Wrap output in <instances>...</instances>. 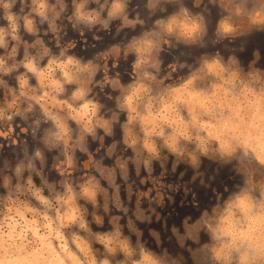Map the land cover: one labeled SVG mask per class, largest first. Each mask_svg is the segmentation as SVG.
Here are the masks:
<instances>
[{"label":"rangeland","instance_id":"obj_1","mask_svg":"<svg viewBox=\"0 0 264 264\" xmlns=\"http://www.w3.org/2000/svg\"><path fill=\"white\" fill-rule=\"evenodd\" d=\"M0 130V264H264V0H0Z\"/></svg>","mask_w":264,"mask_h":264},{"label":"flooded vegetation","instance_id":"obj_2","mask_svg":"<svg viewBox=\"0 0 264 264\" xmlns=\"http://www.w3.org/2000/svg\"><path fill=\"white\" fill-rule=\"evenodd\" d=\"M17 128H18V127L15 126V129H13V131H14L15 134H17V136H18V135H19V132L17 131ZM0 131H1V130H0ZM3 131H4V130H3ZM3 131H1V132L3 133ZM4 132L6 133V130H5ZM17 136H15V137L13 138L14 142H15V140L17 139ZM4 138H5V137H4ZM4 142H5V143L3 144V146H4V148H7L8 145H7L6 139L4 140ZM14 142H13V143H14ZM14 144H15V143H14ZM11 145H12V144H11ZM15 147L18 148L17 145H16Z\"/></svg>","mask_w":264,"mask_h":264},{"label":"clouds","instance_id":"obj_3","mask_svg":"<svg viewBox=\"0 0 264 264\" xmlns=\"http://www.w3.org/2000/svg\"><path fill=\"white\" fill-rule=\"evenodd\" d=\"M5 7H6V8L9 7V5L6 4ZM37 155H39V153H37Z\"/></svg>","mask_w":264,"mask_h":264},{"label":"snow or ice","instance_id":"obj_4","mask_svg":"<svg viewBox=\"0 0 264 264\" xmlns=\"http://www.w3.org/2000/svg\"><path fill=\"white\" fill-rule=\"evenodd\" d=\"M145 260L147 261V260H148V258H147V257H145Z\"/></svg>","mask_w":264,"mask_h":264}]
</instances>
